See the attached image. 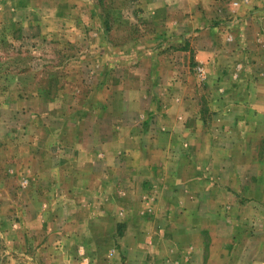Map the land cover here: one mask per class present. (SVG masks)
Listing matches in <instances>:
<instances>
[{
	"label": "rangeland",
	"instance_id": "rangeland-1",
	"mask_svg": "<svg viewBox=\"0 0 264 264\" xmlns=\"http://www.w3.org/2000/svg\"><path fill=\"white\" fill-rule=\"evenodd\" d=\"M262 120L264 0H0V264H264V193L176 183L225 131L264 178ZM178 122L197 157H166Z\"/></svg>",
	"mask_w": 264,
	"mask_h": 264
},
{
	"label": "crops",
	"instance_id": "crops-1",
	"mask_svg": "<svg viewBox=\"0 0 264 264\" xmlns=\"http://www.w3.org/2000/svg\"><path fill=\"white\" fill-rule=\"evenodd\" d=\"M261 122L264 123V120H262ZM246 124H248L247 119H236V120H232L230 123L232 127L233 126H245ZM180 126H181L180 122L174 125L173 128L176 131L169 130L168 132L169 134L166 136V139L164 140V147L166 148L165 152L167 154L166 157L169 158L170 155L174 153L173 148L175 147V145H177V150L175 152H177L178 158H181L184 155H188V153H190L191 156L197 157L198 155L196 154V152L192 151V149L187 148V146H193L192 144H194L193 142L197 140V138L192 137L191 140L187 141L188 138H186L187 135L185 132L178 133V130L181 129ZM224 133H225V139L223 142L224 149L222 151V154H224L226 164L223 166H217L216 162L214 163L211 161V157L214 156V158H216V154H213V152H210L207 154V157H206L208 158L207 165L199 164L197 167H195L194 170L192 168V171L190 172L191 178H189L188 180H186V178H183V179L178 178L176 183H180L179 184L180 186H177V187H180L181 189H183L185 185H188V187L191 186L193 189H196L200 195L201 194L207 195L206 198L200 196L197 199V202L199 203L201 202V204L206 202L208 206H217L218 198H216L215 192L219 186L220 189H223L225 191L224 201L220 200L219 202L221 204L223 202V204H226L227 206L235 205V204L238 205L237 202L234 203L232 200V191L234 190L233 184H236L237 174H239L240 175L239 176L240 187L244 191L245 190L250 191L251 185H253L255 186L254 188L256 189L257 192H256V196L253 195V193L251 195H245L244 193H240V194L235 193V196L236 197L238 196L240 200L248 202V203H252L253 205H261L260 197L262 195L261 193H264V183H262L264 182V178L256 176L253 173V170L252 171L250 170V166H245L243 164L244 161L240 160L238 161L237 165H231L230 164L231 162L228 160V159L232 160L233 157H237V158L239 157L241 159L246 158L250 156V153H249L250 149H252L251 156L253 157V159L255 157H258L259 155L257 154L256 149L259 148V142L256 140L255 143L252 142L253 143L252 144V143H249V137L246 135H241L240 139H238L235 135L228 134L226 133V131ZM183 141H184V144L188 143V145L180 149L179 144L182 143ZM214 147L216 148L215 144H214ZM165 169L168 175L173 174L172 177H175L174 175H176V177L177 176L180 177V175H182L181 166L180 167L171 166V167H166ZM262 170H264V168H262ZM154 173H155L154 169L152 168L150 171L151 177L154 175ZM209 220L211 221V214H209ZM210 236L213 237L214 239L216 235L210 232ZM243 249L244 248H238L236 251L241 252ZM200 251L203 253L204 251L203 245L200 246ZM206 251L208 253L203 258L202 264H234L233 259L230 256L226 257V255H229L228 252L232 254V250L227 251L225 248H223V250L220 249L219 251L222 253L220 255H223L225 258H223L222 256L217 257L218 253L216 252L215 247H213L209 243V247ZM236 251L234 254L237 255L238 253ZM196 252H198L197 248H196ZM258 262H259L258 260H252L251 264H257Z\"/></svg>",
	"mask_w": 264,
	"mask_h": 264
}]
</instances>
